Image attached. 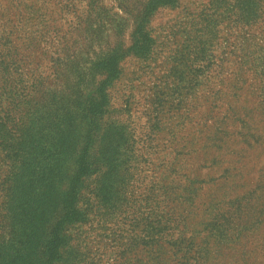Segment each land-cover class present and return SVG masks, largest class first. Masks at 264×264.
<instances>
[{"label":"rangeland","instance_id":"1","mask_svg":"<svg viewBox=\"0 0 264 264\" xmlns=\"http://www.w3.org/2000/svg\"><path fill=\"white\" fill-rule=\"evenodd\" d=\"M0 264H264V0H0Z\"/></svg>","mask_w":264,"mask_h":264},{"label":"trees","instance_id":"2","mask_svg":"<svg viewBox=\"0 0 264 264\" xmlns=\"http://www.w3.org/2000/svg\"><path fill=\"white\" fill-rule=\"evenodd\" d=\"M66 196H67V194L65 195V197ZM55 238H56V236L53 237V239L48 240V242H46L47 244H45L46 245V252H47V255H48L49 259L52 257L54 246H56L55 245V240H54Z\"/></svg>","mask_w":264,"mask_h":264}]
</instances>
